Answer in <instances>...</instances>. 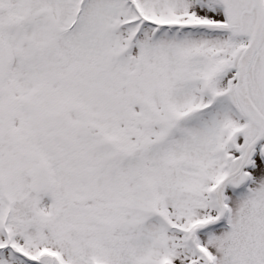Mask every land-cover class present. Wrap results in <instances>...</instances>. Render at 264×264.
<instances>
[{"label": "snow or ice", "instance_id": "1", "mask_svg": "<svg viewBox=\"0 0 264 264\" xmlns=\"http://www.w3.org/2000/svg\"><path fill=\"white\" fill-rule=\"evenodd\" d=\"M0 264H264V0H0Z\"/></svg>", "mask_w": 264, "mask_h": 264}]
</instances>
